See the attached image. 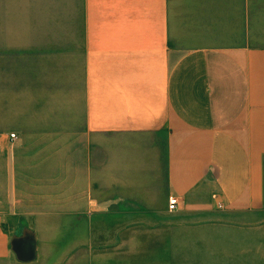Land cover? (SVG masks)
<instances>
[{
  "label": "crops",
  "instance_id": "1",
  "mask_svg": "<svg viewBox=\"0 0 264 264\" xmlns=\"http://www.w3.org/2000/svg\"><path fill=\"white\" fill-rule=\"evenodd\" d=\"M31 5L0 0V264L97 239L133 264H264V0Z\"/></svg>",
  "mask_w": 264,
  "mask_h": 264
},
{
  "label": "rangeland",
  "instance_id": "2",
  "mask_svg": "<svg viewBox=\"0 0 264 264\" xmlns=\"http://www.w3.org/2000/svg\"><path fill=\"white\" fill-rule=\"evenodd\" d=\"M13 9L15 11H20L22 8L31 7V0H12ZM13 22L17 23L20 22V15L13 16ZM14 228L20 230L21 239L15 240L16 247L20 248L22 258H27L28 256L25 255L23 252V248H29L32 246L33 239H32V232L29 229L22 228L20 224H14ZM101 239H97L93 241V248H96L97 251L101 248ZM70 241L69 240H56V248L59 247H69ZM94 252L91 256L81 255L76 257L77 262L76 264H133V257H122V256H105L102 254H96ZM159 259V257H137L139 259L138 264H150V260ZM125 259V262L122 263L121 260ZM68 264V263H67ZM70 264V263H69Z\"/></svg>",
  "mask_w": 264,
  "mask_h": 264
},
{
  "label": "built area",
  "instance_id": "3",
  "mask_svg": "<svg viewBox=\"0 0 264 264\" xmlns=\"http://www.w3.org/2000/svg\"><path fill=\"white\" fill-rule=\"evenodd\" d=\"M11 137L15 138L16 137V133H12ZM178 203H179L178 196L177 195H171L169 197V202H168L169 210H175L178 207ZM220 206H222V204H220Z\"/></svg>",
  "mask_w": 264,
  "mask_h": 264
}]
</instances>
